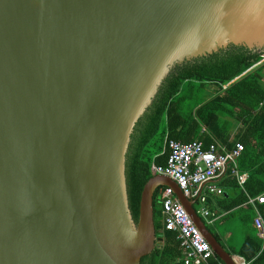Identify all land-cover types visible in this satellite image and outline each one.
Masks as SVG:
<instances>
[{
    "label": "water",
    "instance_id": "1",
    "mask_svg": "<svg viewBox=\"0 0 264 264\" xmlns=\"http://www.w3.org/2000/svg\"><path fill=\"white\" fill-rule=\"evenodd\" d=\"M229 45L264 60V0H0V264H140L162 242V185L236 264L167 175L144 183L134 221L125 176L172 68Z\"/></svg>",
    "mask_w": 264,
    "mask_h": 264
},
{
    "label": "trees",
    "instance_id": "2",
    "mask_svg": "<svg viewBox=\"0 0 264 264\" xmlns=\"http://www.w3.org/2000/svg\"><path fill=\"white\" fill-rule=\"evenodd\" d=\"M261 60L257 51L229 45L172 68L136 122L126 152L128 204L134 221L138 218L142 187L156 174L152 166L166 163L168 140H200L204 147L214 142L227 149L240 142L243 149L236 159V169L247 174L246 181L243 186L238 185L227 170L219 182L223 194L217 202L225 212L244 208L251 211L249 215H241L242 227L248 230L243 242L237 249L229 250L244 257L247 264H264V245L253 226L255 209L245 204L249 197L264 192V60ZM164 187H157L153 195L154 225L157 232L162 230L157 233L162 242L141 257L140 264H181L177 234L163 224ZM256 208L264 219V203L256 202Z\"/></svg>",
    "mask_w": 264,
    "mask_h": 264
},
{
    "label": "built area",
    "instance_id": "3",
    "mask_svg": "<svg viewBox=\"0 0 264 264\" xmlns=\"http://www.w3.org/2000/svg\"><path fill=\"white\" fill-rule=\"evenodd\" d=\"M168 155L164 165H153L152 169L158 174L169 176L183 193L198 191V186L205 184L210 192L222 193L221 188L212 183L220 178L227 168L240 186L246 181L247 174L236 169V159L243 149L240 142L227 149L225 145L210 143L204 147L199 140L181 142L170 139L167 141ZM161 213L163 215L164 228L176 232L179 247L182 251V264H212L216 256L198 227L182 206L173 196L172 188L165 186L162 191ZM204 201L205 197L202 196ZM257 203H264V193L249 197L245 204L255 209L253 226L264 245V219L256 208ZM203 216H211L210 209H202ZM236 264H247L244 257L237 255ZM216 264H222L219 260Z\"/></svg>",
    "mask_w": 264,
    "mask_h": 264
},
{
    "label": "rangeland",
    "instance_id": "4",
    "mask_svg": "<svg viewBox=\"0 0 264 264\" xmlns=\"http://www.w3.org/2000/svg\"><path fill=\"white\" fill-rule=\"evenodd\" d=\"M209 93V88L207 89ZM211 93V92H210ZM214 196H211L213 200ZM197 206V204H196ZM209 207L216 212V218L213 223L207 224L212 231H217L222 238L223 244L227 247L238 248L243 242L244 235L248 232L241 224V215H249L251 211L249 209L232 210L229 212H223L218 210L215 203L209 204Z\"/></svg>",
    "mask_w": 264,
    "mask_h": 264
},
{
    "label": "crops",
    "instance_id": "5",
    "mask_svg": "<svg viewBox=\"0 0 264 264\" xmlns=\"http://www.w3.org/2000/svg\"><path fill=\"white\" fill-rule=\"evenodd\" d=\"M174 140V139H173ZM177 141H179V140H177ZM192 141V140H191ZM200 141V140H199ZM188 142V141H187ZM202 142V141H201ZM203 144V143H202ZM167 149H168V147H167ZM169 151V150H168ZM167 155H168V153H167ZM227 170H229V175L230 176H232L231 175V172H230V169L229 168H227L226 169V171L224 172V174L220 177V178H217V179H214L213 181H212V183H214V184H216V185H218L219 186V182H220V180L223 178V176L225 175V173L227 172ZM156 173V172H155ZM239 185V184H238ZM207 186V185H206ZM205 186V184H201V185H199L198 186V191L196 192V193H193V192H189V193H184L185 194V196L187 197V199H188V201L186 202V204H187V206H188V208H190V207H192V209H193V211L196 213V215L197 216H199L202 220H203V222L205 223V225H206V227L210 230V232L214 235V237L217 239V241L220 243V245L228 252V253H230L231 255H232V257H233V261L234 262H236V260H235V257L237 256L236 254H232L231 252H230V248H227L224 244H223V242H222V238H221V236L219 235V233L217 232V231H212L208 226H207V224H211V223H213V221H214V218H216L217 216H216V212H215V210H212L210 207H209V204H211L212 202H214L215 203V205H216V207H217V209L218 210H221V211H223V212H225L224 211V209L223 208H220L219 206H218V199L217 198H219V196L220 195H222L223 194V189H222V187L221 186H219L220 188H221V190H222V193H220V194H216V193H214V192H210L209 190H208V188ZM264 193V192H263ZM173 196L176 198V196L174 195V193H173ZM202 196H204L205 197V200L204 201H202L201 200V197ZM211 196H214V197H216V198H214L213 200H211ZM177 199V198H176ZM178 200V199H177ZM179 201V200H178ZM196 204H197V206H196ZM204 208H207V209H210V211H212L213 212V215H209V216H203L201 213H202V209H204ZM190 211H191V208H190ZM217 236V237H216ZM214 252V251H213ZM215 254V256H216V258L218 259L219 257L216 255V253H214ZM181 257H182V254H181ZM181 257L179 258L180 260V262H181ZM219 260H220V262L222 263V264H225L220 258H219ZM181 264H182V262H181Z\"/></svg>",
    "mask_w": 264,
    "mask_h": 264
}]
</instances>
